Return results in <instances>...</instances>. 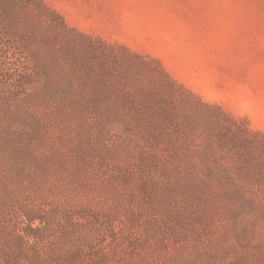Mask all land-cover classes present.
I'll return each instance as SVG.
<instances>
[{"label": "rangeland", "instance_id": "rangeland-1", "mask_svg": "<svg viewBox=\"0 0 264 264\" xmlns=\"http://www.w3.org/2000/svg\"><path fill=\"white\" fill-rule=\"evenodd\" d=\"M0 264H264V0H0Z\"/></svg>", "mask_w": 264, "mask_h": 264}]
</instances>
